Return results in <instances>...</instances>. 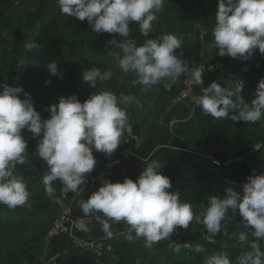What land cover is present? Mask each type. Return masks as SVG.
<instances>
[{
  "label": "clouds",
  "instance_id": "9594fccd",
  "mask_svg": "<svg viewBox=\"0 0 264 264\" xmlns=\"http://www.w3.org/2000/svg\"><path fill=\"white\" fill-rule=\"evenodd\" d=\"M56 3L63 15L86 20L95 33L119 34L122 39L113 37L108 41L109 55L121 72L134 75L131 83L139 85L142 91L159 84L170 91L183 76L187 83L200 86V94L191 99L205 115L244 123L264 118V78L257 84L255 98L246 102L241 95L244 82L238 78L228 86L212 81L203 87L205 68L190 65L184 58L183 34L163 33L147 38L167 0ZM131 22H137L138 31L146 37L143 43L138 44L131 37ZM211 36L217 56L247 60L256 49L264 56V0H218ZM25 49L38 53L41 45L33 40L25 44ZM177 49H181L179 54ZM46 67L50 76H62L57 62L49 61ZM112 76L111 69L101 71L93 66L82 78L95 89ZM50 83L51 80H45L46 85ZM136 101L133 94L117 95L110 90L92 92L84 102L75 94L61 96L58 103L48 106L49 118L42 119L29 92L19 86L0 84V205L15 210L29 202L30 191L17 168L26 164L29 155L23 130L37 139L36 153L47 165L42 175L46 195L61 205L56 181L62 185L63 196L79 193L96 165L93 150L111 156L124 140V134H133L128 108ZM161 167L160 162L149 158L135 181L125 177L123 182H112L100 177L101 186L87 199L79 200L80 209L86 217L94 218L106 238H114L112 224L122 222L125 229L119 235L130 242L142 241L148 249L162 240L169 241L176 228L188 229L194 220L203 226L204 239L215 244L216 235L225 233L238 213L245 229L238 234V241L248 250L236 257L235 264H264V172L257 174L253 170L241 191L227 187L223 197L210 195L207 205L196 214L192 202L182 199L179 189L168 191L172 183L161 173ZM169 247L177 255L182 249L205 254L202 264H233L227 251L207 255L202 244L170 242Z\"/></svg>",
  "mask_w": 264,
  "mask_h": 264
},
{
  "label": "rangeland",
  "instance_id": "374dc122",
  "mask_svg": "<svg viewBox=\"0 0 264 264\" xmlns=\"http://www.w3.org/2000/svg\"><path fill=\"white\" fill-rule=\"evenodd\" d=\"M39 1L0 0V84L19 86L29 92L42 119L49 118L48 106L58 103L61 96L75 94L84 102L92 92L100 90L116 93L121 88L120 93L137 96L134 109L142 115L143 122H147L148 129L151 124H156L160 113L167 106V101L172 105L179 104L176 99L186 84L183 76L170 91L165 90L163 84L155 85L147 92L142 91L139 85L131 83L134 75L121 72L109 55L111 46L108 41L113 37L122 39L119 34L95 33L86 20L82 22L63 15L59 5L50 11L47 23L36 28L27 22L26 17ZM217 8L218 0H167L162 11L157 14V20L153 22L152 31L147 38L163 33H175L178 36L183 34L184 58L190 65L195 63L205 68L202 74L203 79L208 76L204 80L205 87L212 81L228 86L234 78H238L244 82L241 95L250 103L255 98L259 80L264 78V56L258 49L247 60L216 55L211 31ZM130 29L131 37L138 44L143 43L146 37L138 31L137 22H131ZM37 32L43 33L50 40L51 61L57 62L62 76L49 75L43 79L34 76L26 66L23 58L25 44ZM176 52L179 54L181 49ZM93 66L99 67L101 71L111 69L113 72L108 81L98 83L95 89L82 78L83 73ZM211 76L214 79L211 80ZM45 80H51V83L46 85ZM123 81L124 85L120 87ZM131 84L133 90L130 91ZM195 93L196 86L193 85L191 94L185 100H192ZM208 117L216 121L218 128L216 127L215 133H201L196 126L203 116L191 125L187 122L183 129V140L188 153L175 155L176 163L184 175H194L195 180H199L203 174L207 176V181L197 187L201 191V202L192 203L196 214L207 205L210 195L223 197L227 187L241 191V185L253 170L257 174L264 172V118L256 123H244L231 119L217 120L209 115ZM149 131L150 129L143 131V136L148 135ZM22 135L27 141L29 155L26 164L18 165L17 168L20 175L22 171L27 172L26 176H22L31 195L26 205L15 210L0 205V264H53L47 257L46 247L54 238H45L51 222L60 210L44 190L42 175L46 172L47 165L36 153L37 139L27 130H23ZM247 136L249 141H242ZM211 160H216L221 165L216 167ZM160 171L163 172L162 169ZM195 180L192 179L191 182ZM229 181L232 183L229 184ZM61 187V183L56 181L57 196L61 194ZM75 194L70 192L66 197ZM39 195H43L45 201H39ZM64 203L63 201L62 204ZM240 219L237 213L227 225L225 233L216 235L215 244L204 239L203 226L194 220L188 229L176 228L169 241L162 240L151 249L145 248L142 241L130 242L118 235L107 243H94L93 245H100L102 251L95 253L91 250L89 255L92 256L94 264H202L205 254L182 249L177 255L169 247L170 242H188L204 245L207 255L214 251H227L235 263L236 257L248 250L246 245L238 241V234L245 231Z\"/></svg>",
  "mask_w": 264,
  "mask_h": 264
},
{
  "label": "crops",
  "instance_id": "0c3cea01",
  "mask_svg": "<svg viewBox=\"0 0 264 264\" xmlns=\"http://www.w3.org/2000/svg\"><path fill=\"white\" fill-rule=\"evenodd\" d=\"M207 77L206 75L203 81L206 80ZM212 79L214 78L211 76V80ZM121 85H124V81L121 82L120 87ZM205 85L204 81L203 87H205ZM131 86L130 91L133 90V85L131 84ZM120 90L121 88L116 90L117 95L120 94ZM195 94H200V86H196ZM175 104L176 105H172L170 101H167V106L160 113L156 124L153 126L152 124L150 125V131L146 136H143L145 133L143 131L149 130L147 122H143L142 115L140 116L135 111L134 104L129 106L128 112L130 122L133 126L132 136L140 139V142L137 145L135 156L118 171L106 177V179H110L112 182H123L125 177H129L135 181L141 171H143L145 161H148L149 158L161 163L162 159L167 155L188 153L187 146L184 144L183 140V129L187 122L195 119L200 107L195 105L192 100H185L182 101V103L179 102L180 105L178 103ZM141 113H143V111ZM124 135L126 137L128 136L127 133ZM125 136L123 137L125 138ZM93 154L95 159H101L106 155L105 153L95 150H93ZM100 186V178L97 177L88 182V184L81 186V188L85 187V192L79 196L72 208L74 218L89 220V223L85 227L74 225L73 236L80 239L85 244L80 246L74 245L70 243L65 236L52 239L46 249L47 257L53 264H78L91 253V245L99 242L107 243V241L109 242V240L113 239L106 238L105 233L101 230V226L93 217H86L78 203L79 200L83 198L87 199L91 192L98 190ZM58 206L61 211L63 204ZM124 229L125 226L122 222L119 224H112V231L116 234L114 238L117 237L119 233L123 232Z\"/></svg>",
  "mask_w": 264,
  "mask_h": 264
},
{
  "label": "trees",
  "instance_id": "16d2710c",
  "mask_svg": "<svg viewBox=\"0 0 264 264\" xmlns=\"http://www.w3.org/2000/svg\"><path fill=\"white\" fill-rule=\"evenodd\" d=\"M57 5L58 3H56V0H40L38 4L34 7L33 11L27 15V22L36 28L44 26L48 21V15L50 11ZM33 40H37V42L40 43L41 49L38 53L27 52L25 50L23 57L24 62L34 76L44 79L49 76V72L47 70L46 65L49 61H51L50 40L46 35L41 32H37L35 35H33L30 41ZM201 116H203L204 118L201 119ZM199 119L201 120L199 123H196V126H198L201 133H215V130L218 128L216 121H213L210 117H208V115L203 114L202 110H199L197 116L195 117V119L189 122V125L193 124L195 121H199ZM205 125L207 127H205ZM242 141L248 142L249 137H243ZM176 159L177 158L175 155H167L162 159L161 162V169L163 171L162 174L169 177L172 183V188L168 189V191H175L179 189V191L181 192L182 199L189 200L194 204L200 203L201 191L199 188V193L197 187L199 186V184L203 185L207 181L206 174H203V176L199 178V180H195L196 177L194 175L186 176L184 175V172L181 170V168L177 165ZM21 175L26 176L27 172L22 171ZM192 179L195 181L191 182ZM38 199L39 201H45V197L43 195H39ZM78 264H94V260L91 255H88L83 258Z\"/></svg>",
  "mask_w": 264,
  "mask_h": 264
},
{
  "label": "built area",
  "instance_id": "2783aa9c",
  "mask_svg": "<svg viewBox=\"0 0 264 264\" xmlns=\"http://www.w3.org/2000/svg\"><path fill=\"white\" fill-rule=\"evenodd\" d=\"M207 68L210 69V67ZM192 90H193V85L186 82L184 90L180 93V95L176 99V102H181L187 99L191 94ZM138 143H139L138 138L132 135L131 136L128 135L127 137L124 138V140H121L120 145L111 156L105 155L101 159H96V165L94 167V170L90 174H88L86 184H88V182H90L92 179L96 177L97 178L109 177L114 172L122 168L135 156ZM117 161L119 163H117ZM211 161H212L211 163L216 167H219L221 165L216 160H211ZM84 192H85V187H82L81 191L79 193H76L72 197L67 198L66 196L60 194V198L65 203L63 204L62 209L58 213L56 218H54L53 221L51 222L45 240H50L52 238H56L59 236H65L66 238H68L70 243L74 245L80 246L85 244L80 239L75 238L73 236V231L75 224L79 227H85L89 223V220L74 218L72 213V208L74 204L77 202L79 196L82 195ZM99 246L100 245L95 244V245H91L90 248H92V250L95 253H98L99 251H102V248H100Z\"/></svg>",
  "mask_w": 264,
  "mask_h": 264
}]
</instances>
